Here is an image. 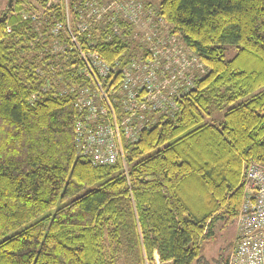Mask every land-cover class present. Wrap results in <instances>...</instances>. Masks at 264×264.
<instances>
[{"label":"trees","instance_id":"16d2710c","mask_svg":"<svg viewBox=\"0 0 264 264\" xmlns=\"http://www.w3.org/2000/svg\"><path fill=\"white\" fill-rule=\"evenodd\" d=\"M48 4L13 0L0 13V264H203L216 224L237 226L244 165L264 164V0H162L157 18L206 72L179 112L126 147L127 170L78 153L75 96L58 91L78 76L52 46L66 8ZM119 25L79 41L125 66L135 33Z\"/></svg>","mask_w":264,"mask_h":264},{"label":"built area","instance_id":"2783aa9c","mask_svg":"<svg viewBox=\"0 0 264 264\" xmlns=\"http://www.w3.org/2000/svg\"><path fill=\"white\" fill-rule=\"evenodd\" d=\"M69 1L60 0L66 20L53 29L52 46L68 63L67 72L78 76L70 87L58 89L75 96L78 153L94 166L121 164L127 170L126 147L179 112L178 100L206 69L180 35L164 33V21L154 22V11L139 0H83L75 10ZM119 20L132 24L134 31L148 22L151 35L142 36L144 51L134 53L127 65L112 66L93 42L84 48L79 37L100 25H113V32L121 34ZM241 183L245 198L227 264H264V164L244 165Z\"/></svg>","mask_w":264,"mask_h":264},{"label":"rangeland","instance_id":"374dc122","mask_svg":"<svg viewBox=\"0 0 264 264\" xmlns=\"http://www.w3.org/2000/svg\"><path fill=\"white\" fill-rule=\"evenodd\" d=\"M8 1L9 0H1L0 13H2L7 8ZM37 1L39 2L41 0H36V3ZM139 1L145 5L150 4V9L154 11V15H152V19L154 20V22L156 21L158 22L160 19L157 18L156 11L160 9V4L162 0H139ZM57 3H60V0L50 1L51 6ZM73 20L75 21L76 19ZM142 29L145 30L144 33ZM162 29H164L165 34L170 31L172 33L171 26L169 27V25L166 23L164 24ZM134 33L135 35L133 37V43H132L133 49L135 50L134 52L141 53L144 51V46L141 42L142 36L151 35L149 23L146 22V25L141 28H137V29L135 28ZM176 35L179 36V34ZM236 52L237 50L235 47H227V53H226L227 59L228 60L232 59L235 56ZM191 75L192 74H190V76ZM226 109H224L222 112H214L212 116L208 118V121L221 123ZM236 234H237L236 225H228L226 227H223L221 222L216 224V227L214 229V234L211 237L206 238L201 244V256H202L203 264H224V261L228 258L229 253L233 247L234 241L236 239ZM155 258L158 259L157 254H155Z\"/></svg>","mask_w":264,"mask_h":264},{"label":"water","instance_id":"95a60500","mask_svg":"<svg viewBox=\"0 0 264 264\" xmlns=\"http://www.w3.org/2000/svg\"><path fill=\"white\" fill-rule=\"evenodd\" d=\"M12 4H13V0H9V1H8V9H11Z\"/></svg>","mask_w":264,"mask_h":264},{"label":"crops","instance_id":"0c3cea01","mask_svg":"<svg viewBox=\"0 0 264 264\" xmlns=\"http://www.w3.org/2000/svg\"><path fill=\"white\" fill-rule=\"evenodd\" d=\"M29 1H31V2H35V3H36V0H29ZM0 3H1V0H0Z\"/></svg>","mask_w":264,"mask_h":264}]
</instances>
